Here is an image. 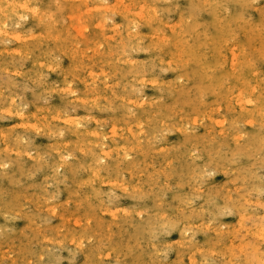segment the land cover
Instances as JSON below:
<instances>
[{
    "label": "rangeland",
    "instance_id": "rangeland-1",
    "mask_svg": "<svg viewBox=\"0 0 264 264\" xmlns=\"http://www.w3.org/2000/svg\"><path fill=\"white\" fill-rule=\"evenodd\" d=\"M2 1L0 264H264V0Z\"/></svg>",
    "mask_w": 264,
    "mask_h": 264
},
{
    "label": "bare ground",
    "instance_id": "bare-ground-1",
    "mask_svg": "<svg viewBox=\"0 0 264 264\" xmlns=\"http://www.w3.org/2000/svg\"><path fill=\"white\" fill-rule=\"evenodd\" d=\"M0 1H1V0H0ZM3 1H4V0H3ZM3 1H2V2H3ZM8 1H9V0H8ZM10 1H12V0H10ZM21 1H22V0H21ZM23 1H24V0H23ZM28 1H29V0H28ZM28 1L26 2V0H25L26 3H28ZM30 1H31V0H30ZM32 1H33V0H32ZM36 1H37V0H36ZM39 1H40V0H39ZM50 1H51V0H50ZM64 1H65V0H64ZM64 1H63V2H64ZM90 1H91V0H90ZM102 1H103V0H102ZM114 1H115V0H114ZM131 1H132V0H131ZM137 1H138V0H137ZM137 1H135V2H137ZM140 1H141V0H140ZM146 1H147V0H146ZM168 1H169V0H168ZM191 1H193V0H191ZM200 1H201V0H200ZM224 1H226V0H224ZM234 1H236V0H234ZM6 2H7V1H6ZM13 2L15 3L16 1L13 0ZM34 2H35V1H34ZM43 2H44V1H43ZM46 2H47V1H46ZM57 2H58V0H57ZM61 2H62V1H61ZM66 2H67V0H66ZM72 2H73V0H72ZM74 2H75V1H74ZM74 2H73V3H74ZM80 2H81V0H80ZM80 2H77V3H80ZM93 2H94V0H93ZM100 2H101V1H100ZM104 2H105V0H104ZM127 2H128V1H127ZM141 2H142V1H141ZM154 2H155V1H154ZM201 2H203V1H201ZM238 2H239V1H238ZM240 2H241V1H240ZM252 2H253V1H252ZM254 2H255V0H254ZM11 3H12V2H11ZM20 3H21V2H20ZM23 3H24V2H23ZM40 3H41V2H40ZM77 3H75V4H77ZM85 3H86V2H85ZM85 3H83V4H85ZM97 3H99V2H97ZM102 3H103V2H102ZM123 3H124V2H123ZM231 3H232V2H231ZM234 3H235V2H234ZM243 3H244V2H243ZM247 3H248V2H247ZM4 4H5V3H4ZM12 4H13V3H12ZM15 4H16V3H15ZM33 4H34V3H33ZM33 4H26V6L30 5V7L33 8V6L35 5V4H34V5H33ZM48 4H52V3H47V5H48ZM75 4H74V5H75ZM80 4H81V3H80ZM83 4H82V5H83ZM87 4H88V2H87ZM127 4H128V3H127ZM143 4H144V3H143ZM192 4H193V3H192ZM192 4H191V5H192ZM203 4H204V3H203ZM227 4H228V3H227ZM239 4H240V3H239ZM18 5H19V4H18ZM18 5H17V6H18ZM20 5H21V7H22V4H20ZM31 5H32V6H31ZM36 5H37V3H36ZM39 5H40V4H39ZM58 5H59V4H58ZM60 5L62 6V4H60ZM60 5H59V6H60ZM71 5H72V3H71ZM82 5H81V7H82ZM101 5H102V4H101ZM105 5H107V4H105ZM105 5H104V6H105ZM133 5H134V4H133ZM133 5H132V6H133ZM138 5H139V4H138ZM141 5H142V4H141ZM141 5H139V6H141ZM148 5H149V4H148ZM150 5H151V4H150ZM173 5H174V4H173ZM175 5H176V4H175ZM177 5H178V4H177ZM201 5H202V4H201ZM204 5H205V4H204ZM237 5H238V4H237ZM240 5H241V4H240ZM242 5H243V4H242ZM242 5H241L240 7H242ZM245 5H246V4H245ZM250 5L252 6V4H250ZM3 6H4V5H3ZM8 6H9V5H8ZM15 6H16V5H15ZM15 6H14V7H15ZM17 6L15 7L16 9H17ZM26 6H23L24 9H26V8H25ZM50 6H51V5H50ZM52 6H53V5H52ZM52 6H51V7H52ZM55 6H56V5H55ZM92 6H93V5H92ZM92 6H91V7H92ZM109 6H110V5H109ZM127 6H128V5H127ZM197 6H198V5H197ZM225 6L227 7L226 4H225ZM228 6H229V5H228ZM246 6L249 7L248 5H246ZM246 6H245V7H246ZM6 7H7V6H6ZM11 7H12V6H11ZM14 7H13V8H14ZM30 7H29V8H30ZM36 7L38 8V6H36ZM36 7H34V9H37ZM39 7H40V6H39ZM43 7H44V6H43ZM57 7H58V6H57ZM57 7H56V8H57ZM65 7H67V5H65ZM78 7H79V6H78ZM81 7H80V8H81ZM85 7H86V6H85ZM121 7H122V5H121ZM142 7H144V5H142ZM161 7H162V6H161ZM164 7H165V6H164ZM166 7H167V6H166ZM192 7H193V6H192ZM192 7L189 8V9H190V12H191V9H193ZM202 7H203V5H202ZM202 7H201V9H202ZM204 7H205V6H204ZM213 7H214V6H213ZM253 7H254V6H253ZM4 8H5V7H4ZM7 8H8V7H7ZM9 8H10V7H9ZM27 8H28V7H27ZM40 8H41V7H40ZM53 8H54V7H53ZM72 8H73V7H72ZM82 8H83V7H82ZM87 8H88V5H87ZM125 8H126V7H125ZM136 8H137V7H136ZM145 8H146V7H145ZM208 8H209V7H208ZM217 8H218V7H217ZM249 8H250V7H249ZM16 9H15V10H16ZM30 9H31V8H30ZM41 9H42V8H41ZM67 9H68V8H67ZM73 9L76 10V8H73ZM98 9H101V7L98 8ZM98 9H97L96 11H98ZM117 9H118V8H117ZM127 9H128V8H127ZM132 9H133V8H132ZM146 9H147V8H146ZM169 9H170V6H169ZM198 9H199V8H198ZM231 9H232V8H231ZM243 9H245V8H243ZM254 9H255V8H254ZM1 10H2V9H1ZM7 10H8V9H7ZM11 10H12V9H11ZM38 10H39V9H38ZM38 10H37V11H38ZM64 10H65V8H64ZM69 10H70V8H69ZM77 10H78V9H77ZM118 10H120V9H118ZM129 10H130V9H129ZM151 10H152V9H151ZM154 10H155V8H154ZM175 10H176V9H175ZM193 10H194V9H193ZM206 10H207V9H206ZM208 10H209V9H208ZM216 10H217V9H216ZM218 10H219V9H218ZM257 10H258V9H257ZM37 11H36V12H37ZM40 11H41V10H39V12H40ZM49 11H50V10H49ZM80 11H82V10H80ZM103 11H105V10H103ZM115 11H116V9H115ZM123 11H124V10H123ZM145 11H146V10H145ZM172 11H173V10H172ZM185 11H188V10H185ZM197 11H198V10H197ZM228 11H229V9H228ZM13 12H14V11H13ZM28 12H30V11L28 10ZM36 12H35V13H36ZM45 12H46V11H45ZM45 12H43V13L45 14ZM70 12H71V11H70ZM82 12H83V11H82ZM92 12H93V11H92ZM98 12H99V11H98ZM129 12H130V11H129ZM131 12H133V11H131ZM146 12H147V11H146ZM175 12H176V11H175ZM203 12L205 13V11H203ZM230 12H231V11H230ZM239 12L241 13L242 10L239 11ZM1 13H2V12H1ZM18 13H20V12H18ZM25 13H26V12H25ZM37 13H38V12H37ZM37 13H36V14H37ZM43 13H40V15H42ZM47 13H48V12H47ZM47 13H46V14H47ZM49 13H50V12H49ZM59 13L61 14L60 11H59ZM65 13H67V12H65ZM74 13H75V11H74ZM74 13H73V14H74ZM83 13H84V12H83ZM99 13H100V12H99ZM122 13H123V12H122ZM140 13H142V15H144L143 12H140ZM152 13H153V12H152ZM181 13H182V12H181ZM194 13H195V12H194ZM211 13H213V12H211ZM217 13H218V12H217ZM3 14L5 15L4 12H3ZM23 14H24V13H23ZM50 14H51V13H50ZM60 14H59V15H60ZM62 14H63V13H62ZM67 14H68V13H67ZM78 14H79V13H78ZM93 14H94V13H93ZM96 14H97V12H96ZM154 14H156V12H155ZM158 14H159V13H158ZM182 14H183V13H182ZM188 14H189V13H188ZM196 14H197V13H196ZM200 14H201V13H200ZM209 14H210V13H209ZM231 14H233V13H231ZM263 14H264V13H263ZM16 15H17V14H16ZM26 15H27V14H26ZM26 15H24V16H26ZM32 15H33V14H32ZM47 15H48V14H47ZM54 15H55V14H54ZM63 15H65V14H63ZM82 15H85V13L82 14ZM135 15H136V14H135ZM135 15H134V16H135ZM137 15H138V17H139V13H138ZM146 15H147V14H146ZM149 15H150V14H149ZM149 15H148V16H149ZM163 15H164V14H163ZM185 15H186V14H185ZM201 15H203V14H201ZM211 15H212V14H211ZM18 16H19V15H18ZM20 16H21V15H20ZM22 16H23V15H22ZM24 16H23V17H24ZM36 16H37V15H36ZM36 16H35V17H36ZM42 16H46V15H42ZM99 16H100V15H99ZM129 16H130V15H129ZM160 16H162V14H161ZM181 16H182V15H181ZM186 16H187V15H186ZM197 16H198V15H197ZM218 16H219V15H218ZM4 17H5V16H4ZM27 17H28V16H27ZM31 17H32V16H31ZM35 17H34V18H35ZM38 17H39V16H38ZM49 17H50V16H49ZM49 17H48V18H49ZM70 17H71V16H70ZM72 17H73V16H72ZM85 17H86V15H85ZM122 17H123V15H122ZM124 17H126V16H124ZM132 17H133V16H132ZM143 17H144V16H143ZM145 17H146V16H145ZM149 17H150V16H149ZM219 17H220V16H219ZM227 17H228V16H227ZM0 18H1V17H0ZM25 18H26V17H25ZM32 18H33V17H32ZM41 18H42V17H41ZM50 18H52V17H50ZM96 18H97V16H96ZM169 18H170V17H169ZM178 18H179V17H178ZM197 18H198V17H197ZM201 18H202V17H201ZM201 18H199V19H201ZM249 18H250V17H249ZM13 19H14V18H13ZM13 19H12V20H13ZM16 19H17V18H16ZM20 19H21V18H20ZM38 19H40V18H38ZM71 19H72V18H71ZM84 19H85V18H84ZM210 19H211V18H210ZM229 19H230V18H229ZM232 19H233V18H231V20H232ZM250 19H251V18H250ZM260 19H261V18H260ZM0 20H1V19H0ZM18 20H19V19H18ZM21 20H22V19H21ZM45 20H46V18H45ZM69 20H70V19H69ZM87 20H88V19H87ZM89 20H90V18H89ZM100 20L102 21L103 19H101V17H100ZM121 20H122V19H121ZM127 20H128V19H127ZM148 20H149V19H148ZM153 20H154V19H153ZM167 20H168V19H167ZM177 20H178V19H177ZM179 20H180V19H179ZM179 20H178V21H179ZM255 20H256V19H255ZM263 20H264V19H263ZM9 21H10V20H9ZM47 21H48V20H47ZM72 21H73V20H72ZM72 21H71V22H72ZM75 21H77V19H76ZM75 21H73L72 23H74ZM101 21H100V23H101ZM129 21H131V20H129ZM133 21H134V20H133ZM135 21H137V20H135ZM190 21H191V20H190ZM203 21H204V20H203ZM229 21H230V20H229ZM233 21H234V20H233ZM248 21L250 22V20H248ZM35 22H36V21H35ZM88 22H89V21H88ZM98 22H99V21H97V23H98ZM102 22H103V21H102ZM163 22H164V21H163ZM235 22H236V21H235ZM262 22L264 23V21H262ZM14 23H15V22H14ZM75 23H76V22H75ZM75 23H74V24H75ZM82 23H83V22H82V20H81V24H82ZM84 23H85V20H84ZM126 23H128V22H126ZM131 23H132V22H131ZM205 23H207V22H205ZM209 23H210V22H209ZM209 23H208V24H209ZM231 23H232V21H231ZM251 23H252V22H251ZM256 23H257V22H256ZM2 24H3V23H2ZM9 24H10V23H9ZM9 24H8V25L5 24V25L8 27V26H10ZM41 24H42V23H41ZM41 24H40V25H41ZM51 24H52V23H51ZM70 24H71V23H70ZM86 24H87V23H86ZM95 24H96V23H95ZM103 24H104V23H103ZM121 24L123 25V23H121ZM129 24H130V23H129ZM157 24H158V23H157ZM182 24H183V22H182ZM182 24H181V25H182ZM234 24H235V23H234ZM241 24H242V23H241ZM241 24H239V25H241ZM257 24H258V23H257ZM261 24H262V23H261ZM3 25H4V24H3ZM3 25H2V26H3ZM5 25H4V26H5ZM18 25H19V24H18ZM104 25H105V24H104ZM146 25H147V24H146ZM165 25H166V24H165ZM179 25H180V24H179ZM217 25H218V24H217ZM252 25H253V24H252ZM252 25H251V27H252ZM12 26H13V24H12ZM12 26H10V27H12ZM37 26H38V25H37ZM52 26H53V25H52ZM56 26H57V25H56ZM68 26H69V24H68ZM87 26H88V25H87ZM93 26H94V25H93ZM133 26H135V25H134V22H133ZM149 26H150V25H149ZM170 26H171V25H170ZM177 26H178V25H177ZM183 26H184V25H183ZM215 26H216V25H215ZM215 26H214V27H215ZM233 26H234V25H233ZM237 26H238V25H237ZM260 26H261V25H260ZM0 27H1V26H0ZM50 27H51V26H50ZM53 27H54V26H53ZM70 27H71V26H70ZM70 27H69V28H70ZM123 27H124V26H123ZM135 27H136V26H135ZM210 27H211V26H210ZM214 27H213V28H214ZM244 27H245V28H248V27H246L245 25H244ZM5 28H6V27H5ZM15 28H16V26H15L13 29H12V28H11V29L14 30ZM38 28H39V26H38ZM82 28H84V26H83ZM90 28H91V27H90ZM101 28H103L102 25H101ZM119 28H120V27H119ZM126 28H127V27H125V30H126ZM133 28H134V27H133ZM200 28H201V27H200ZM211 28H212V27H211ZM0 29L2 30V28H0ZM121 29H122V28H121ZM121 29H120V30H121ZM149 29H152V28H149ZM173 29H174V28H173ZM241 29H242V28H241ZM12 30H11V31H12ZM93 30H94V29H93ZM97 30H98V29H97ZM106 30H107V29H106ZM106 30H105V33H106ZM120 30H119V31H120ZM125 30H124V32H125ZM127 30H129V32H130V29H127ZM127 30H126V31H127ZM132 30H133V29H132ZM152 30H153V29H152ZM167 30H168V29H167ZM234 30H235V29H234ZM238 30H239V29H238ZM261 30H262V28H261ZM4 31H5V30H4ZM41 31H42V30H41ZM51 31H52V30H51ZM89 31H90V30H89ZM91 31H92V30H91ZM117 31H118V29H117ZM172 31H173V30H172ZM175 31H176V30H175ZM209 31H210V30H209ZM214 31L216 32V30H214ZM241 31H242V30H241ZM249 31H250V30H249ZM5 32H6V31H5ZM37 32H39V30H37ZM43 32H44V30H43ZM85 32H86V31H85ZM115 32H116V31H115ZM168 32H169V31H168ZM170 32H171V31H170ZM201 32H202V30H201ZM260 32H261V31H260ZM9 33H11V32H9ZM39 33H40V32H39ZM45 33H47V32H45ZM120 33H121V32H119V34H120ZM126 33H128V32H126ZM126 33H125V35H126ZM130 33H131V32H130ZM149 33H150V32H149ZM210 33H211V32H210ZM247 33H249V32H247ZM47 34H48V33H47ZM86 34H87V33H86ZM88 34H89V33H88ZM135 34H136V32H135ZM158 34H159V33H158ZM192 34H193V33H192ZM219 34H220V33H219ZM239 34H240V33H239ZM249 34H250V33H249ZM39 35H40V34H39ZM41 35H42V34H41ZM41 35H40V36H41ZM54 35H56V34H54ZM97 35H98V33L96 34V38L99 37V36H97ZM100 35H101V34H100ZM103 35H104V32H103ZM114 35H115V33H114ZM114 35H113V36H114ZM117 35H118V34H117ZM170 35H171V34H170ZM172 35H173V32H172ZM199 35H200V34H199ZM212 35H213V34H212ZM256 35H257V34H256ZM62 36H63V35H62ZM66 36H67V34H66ZM66 36H65V38H67ZM86 36H87V35H86ZM94 36H95V32H94ZM105 36H106V34H105ZM109 36H110V35H109ZM118 36L120 37V35H118ZM185 36H186V35H185ZM192 36H193V35H192ZM194 36H195V35H194ZM228 36H230V35H228ZM245 36H248V35H245ZM261 36H262V35H261ZM35 37H38V36H35ZM49 37H50V35L48 36V38H49ZM52 37H53V36H52ZM127 37H128V36H127ZM137 37H138V36H137ZM162 37H163V36H162ZM178 37H180V36H178ZM224 37H225V36H224ZM32 38H33V37H32ZM60 38H62V37L60 36ZM73 38H76V37H73ZM88 38H89V37H88ZM102 38H104V37L102 36ZM102 38H101V39H102ZM107 38H108V37H107ZM110 38H111V36H110ZM171 38H172V37H171ZM175 38H176V37H175ZM237 38H238V37H237ZM247 38H248V37H247ZM250 38H251V37H250ZM263 38H264V37H263ZM263 38H262V39H263ZM91 39H92V38H91ZM113 39H114V38H113ZM121 39H122V38H121ZM125 39H126V38H124V41H125ZM130 39H131V38H130ZM134 39H135V38H134ZM134 39H133V40H134ZM137 39H138V38H137ZM153 39H154V38H153ZM167 39H168V38H167ZM172 39H173V38H172ZM172 39H171V40H172ZM176 39H177V38H176ZM176 39H175V40H176ZM216 39H217V38H216ZM233 39H234V38H233ZM235 39H236V38H235ZM235 39H234V40H235ZM238 39H239V38H238ZM254 39H255V38H254ZM74 40L76 41V39H74ZM111 40H112V39H111ZM111 40H110V41H111ZM115 40H116V38H115ZM119 40H120V39H119ZM203 40H204V39H203ZM234 40H233V41H234ZM251 40H252V39H251ZM251 40H250V42H251ZM256 40H257V38H256ZM98 41H99V40H98ZM103 41H104V40H102V42H103ZM108 41H109V39H108ZM110 41H109V42H110ZM116 41H117V40H116ZM122 41H123V40H122ZM127 41H128V40H127ZM131 41H132V40H131ZM188 41H189V40H188ZM207 41H208V39H207ZM236 41H237V40H236ZM236 41H235V42H236ZM242 41H243V40H242ZM259 41H260V40H259ZM68 42H69V40H68ZM83 42H84V41H83ZM89 42H90V41H89ZM92 42H93V41H92ZM102 42H101V44H102ZM114 42H115V41H114ZM117 42H118V41H117ZM125 42H126V41H125ZM133 42H134V41H133ZM133 42H132V43H133ZM149 42H150V41H149ZM204 42H205V41H204ZM235 42H234V43H235ZM237 42H239V41H237ZM243 42H244V41H243ZM255 42H256V41H255ZM57 43H58V42H57ZM57 43H56V44H57ZM85 43H86V42H85ZM110 43H111V42H110ZM206 43H207V42H206ZM252 43H253V42H252ZM252 43H251V44H252ZM96 44H97V42H96ZM104 44H107V43L104 42ZM127 44H128V42H127ZM129 44H130V42H129ZM133 44H134V43H133ZM208 44H209V43H208ZM228 44H229V43H228ZM228 44H227V45H228ZM232 44H233V43H232ZM232 44H231V45H232ZM242 44H243V43H242ZM259 44H260V43H259ZM262 44H263V43L261 42V45H262ZM130 45H131V44H130ZM151 45H153V44H151ZM151 45H150V46H151ZM244 45H245V44H244ZM246 45H247V44H246ZM256 45H257V44H256ZM261 45H260V46H261ZM85 46H86V45H85ZM87 46H88V45H87ZM105 46H106V45H105ZM116 46H117V45H116ZM123 46H124V45H123ZM135 46H136V43H135ZM193 46H194V45H193ZM223 46H225V45H223ZM228 46H229V45H228ZM251 46H252V45H251ZM263 46H264V45H263ZM263 46H262V47H263ZM118 47H119V46H118ZM124 47H125V46H124ZM132 47H133V46H132ZM169 47H171V46H169ZM185 47H186V46H185ZM248 47H249V46H248ZM253 47H255V46L253 45ZM106 48H107V46H106ZM119 48H120V47H119ZM251 48H252V47H251ZM259 48H260V47H259ZM108 49H109V48H108ZM121 49H122V48H121ZM123 49H124V48H123ZM127 49H128V48H127ZM210 49H211V48H210ZM261 49H262V48H261ZM125 50H126V49H125ZM160 50H162V49H160ZM178 50H179V49H178ZM178 50H177V51H178ZM194 50L196 51V49H194ZM200 50H201V49H200ZM202 50H203V49H202ZM228 50H230V49H228ZM253 50L255 51L254 48H253ZM256 50H257V48H256ZM263 50H264V49H263ZM117 51H118V49H117ZM127 51H128V50H127ZM163 51H165V50H163ZM167 51H168V50H167ZM174 51H175V49H174ZM220 51H221V50H220ZM233 51H234V49H233ZM250 51H251V49H250ZM250 51H249V53H250V54H253V53H251ZM120 52H121V51H120ZM221 52H223V51H221ZM230 52H232V51H230ZM252 52H253V51H252ZM260 52H261V51H260ZM123 53H124V52H123ZM208 53H209V52H208ZM237 53H238V52H237ZM237 53H236V54H237ZM257 53H258V52H257ZM74 54H75V53H74ZM112 54H113V53H112ZM124 54H125V53H124ZM250 54H249V55H250ZM255 54H256V53H255ZM163 55H164V54H163ZM178 55H179V54H178ZM231 55H232V54H231ZM233 55H234V53H233ZM257 55H258V54H257ZM260 55H261V54H260ZM101 56H102V54H101ZM168 56H169V55H168ZM176 56H177V55H176ZM176 56H175V57H176ZM186 56H187V55H186ZM254 56H255V55H254ZM258 56H259V55H258ZM258 56H257V57H258ZM263 56H264V53H263ZM165 57H166V56H165ZM235 57H236V55H235ZM235 57H234V58H235ZM251 57H252V56H251ZM260 57H261V56H260ZM101 58H102V57H101ZM215 58H216V57H215ZM229 58H230V55H229ZM236 58H237V57H236ZM249 58H250V57H249ZM249 58H248V59H249ZM262 58H263V57H262ZM262 58H261L260 62L263 61ZM107 59H108V57H107ZM165 59H166V58H165ZM170 59H171V58H170ZM175 59H177V58H175ZM175 59H174V60H175ZM201 59H202V58H201ZM251 59H252V58H251ZM251 59H249V60H251ZM100 60H101V59H100ZM171 60H172V59H171ZM197 60H198V59H197ZM202 60H203V59H202ZM210 60H211V59H210ZM229 60L231 61V58H230ZM233 60H234V59H233ZM253 60H254V59H253ZM253 60H252V61H253ZM168 61L170 62V60H168ZM178 61H179V60H178ZM199 61H200V60H199ZM219 61H220V60H219ZM235 61H236V59H235ZM252 61H251V62H252ZM254 61H255V60H254ZM254 61H253V62H254ZM101 62H103V61H101ZM159 62H160V61H159ZM162 62H163V61H162ZM166 62H167V61H166ZM166 62H165V63H166ZM169 62H167V63H169ZM175 62H176V61H175ZM193 62H194V61H193ZM195 62H196V60H195ZM226 62H227V61H226ZM160 63H161V62H160ZM172 63H173V60H172ZM188 63H189V62H188ZM188 63H187V64H188ZM229 63H231V62H229ZM234 63H235V62H234ZM158 64H159V63H158ZM161 64H162V63H161ZM170 64H171V62H170ZM173 64H175V63H173ZM200 64H201V63H200ZM231 64H232V63H231ZM165 65H166V64H164V66H165ZM185 65H186V64H185ZM226 65H227V64H226ZM233 65H234V64H233ZM257 65H258V64H257ZM126 66H127V65H126ZM195 66H196V65H195ZM198 66H199V65H198ZM146 67H147V66H146ZM173 67H174V66H173ZM184 67H185V66H184ZM188 67H189V66H188ZM230 67H231V66H230ZM243 67H244V66H243ZM180 68H181V66H180ZM180 68H179V69H180ZM196 68H199V67H196ZM232 68H233V67H232ZM253 68H254V67H253ZM127 69H128V67H127ZM143 69H145V68H143ZM143 69H142V70H143ZM182 69H183V68H182ZM258 69H259V68H258ZM136 70H137V69H136ZM160 70L162 71L163 69L160 68ZM176 70H178V69H176ZM176 70H175V71H176ZM192 70H193V69H192ZM122 71H123V69H122ZM132 71H133V70H132ZM145 71H146V70H145ZM197 71H198V70H196V72H197ZM136 72H137V71H135V73H136ZM146 72H147V71H146ZM148 72H149V71H148ZM148 72H147V73H148ZM188 72H189V71H188ZM191 72H192V71H191ZM196 72H195V73H196ZM233 72H234V71H233ZM257 72H258V71H257ZM257 72H256V73H257ZM116 73H117V72H116ZM139 73H140V71H139ZM173 73H174V72H173ZM193 73H194V71H193ZM193 73H192V78H193ZM237 73H239L238 76H242L241 79H240V80L242 81L241 84H245L246 82L249 81V77H251V76H253V75L256 74L255 71H253L252 67H251V68H248V69H246V70H245V68H243L242 70H240V71L237 72ZM259 73H261V72H259ZM127 74H128V73H127ZM142 74H143V73H142ZM144 74H145V73H144ZM178 74H179V73H178ZM196 74H197V73H196ZM234 74H235V73H234ZM116 75H117V74H116ZM118 75H120V73H119ZM198 75H199V73H198ZM137 76H138V75H137ZM139 76H140V75H139ZM203 76H204V75H203ZM259 76H260V75H259ZM116 77H117V76H116ZM133 77H134V76H133ZM179 77H180V76H179ZM204 77H206V76H204ZM204 77H203V78H204ZM232 77H233V76H232ZM126 78H127V76H126ZM190 78H191V77H190ZM192 78H191V79H192ZM197 78H199V77H197ZM239 78H240V77H239ZM119 79H120V78H119ZM133 79H137V77H136V78H132V80H133ZM140 79H141V78H140ZM178 79H179V78H178ZM186 79H187V78H186ZM200 79H201V78H200ZM229 79H230V78H229ZM122 80H123V78H122ZM124 80H125V79H124ZM127 80H128V79H127ZM132 80H131V81H132ZM137 80H138V79H137ZM203 80H204V79H203ZM230 80H232V79H230ZM128 81H129V80H128ZM135 81H136V80H134V82H135ZM189 81H192V80H189ZM250 81H251V80H250ZM250 81H249V82H250ZM7 82H8V81H7ZM121 82H122V84H123V81H121ZM175 82H176V81H175ZM175 82H174V83H175ZM201 82H202V81H201ZM206 82H207V81H206ZM206 82H205V83H206ZM263 82H264V78H263ZM199 83H200V82H199ZM233 83H234V82H233ZM119 84H121V83H119ZM176 84H177V83H176ZM223 84H224V82H223ZM223 84H222V85H223ZM228 84H229V83H228ZM236 84H237V83H236ZM191 85H192V84H191ZM198 85H199V84L197 83V86H198ZM254 85H255V84H254ZM118 86H119V85H118ZM184 86H186V85H184ZM223 86H224V85H223ZM252 86H253V85H252ZM119 87H120V86H119ZM189 87H190V86H189ZM126 88H127V87H126ZM219 88H220V87H219ZM239 88H240V87H239ZM239 88H238V89H239ZM243 88H244V87H243ZM183 89H184V88H183ZM194 89H195V88H194ZM215 89H216V88H215ZM223 89H224V88H223ZM253 89H254V86H253ZM253 89H252V90H253ZM256 89H257V88H256ZM135 90H136V89H135ZM180 90H181V89H180ZM190 90H192V89H190ZM209 90H211V89H209ZM220 90H222V88H220ZM220 90H219V91H220ZM233 90H234V89H233ZM246 90L248 91V93L252 94L251 90H249V89H246ZM254 90H255V89H254ZM258 90H259V89H258ZM202 91H203V90H202ZM239 91H240V90H239ZM124 92H125V91H124ZM188 92H190V91H188ZM216 92H217V91H216ZM216 92H215V93H216ZM221 92H222V91H221ZM223 92H224V91H223ZM223 92H222V93H223ZM234 92H235V91H234ZM237 92H238V91H237ZM237 92H236V94H237ZM179 93H181V91H179ZM190 93H191V92H190ZM207 93H208V91H207ZM224 93H225V92H224ZM229 93H230V92H229ZM245 93H246V92H245ZM256 93H257V92H256ZM123 94H124V93H123ZM132 94H133V93H132ZM140 94H141V93H140ZM172 94H173V92H172ZM183 94H184V93H183ZM192 94H193V93H192ZM232 94H233V93H232ZM250 94H249V95H250ZM118 95H119V94H118ZM121 95H122V94H121ZM126 95H127V94H126ZM133 95H134V94H133ZM184 95H185V94H184ZM208 95H209V94H208ZM211 95H212V94H211ZM221 95H222V94H221ZM239 95L241 96L240 93H239ZM242 95H243V94H242ZM244 95H246V94H244ZM123 96H125V95H123ZM123 96H122V97H123ZM127 96H129V95H127ZM138 96H139V95H138ZM192 96H193V95H192ZM212 96L215 97L214 94H213ZM218 96H220V94H219ZM222 96H223V95H222ZM237 96H238V95H237ZM122 97L120 96V98H122ZM130 97H131V95H130ZM130 97H128L127 99H129ZM136 97H137V96H136ZM197 97H198V96H197ZM238 97H239V96H238ZM244 97H245V96H244ZM199 98H200V97H199ZM210 98H211V97H210ZM221 98H222V97H221ZM230 98H231V97H230ZM235 98H237V97H235ZM242 98H243V97H242ZM249 98H250V97H249ZM130 99H131V98H130ZM132 99H133V98H132ZM135 99H136V98H135ZM185 99H186V97H185ZM193 99H194V98H193ZM247 99H248V98H247ZM247 99H246V100H247ZM123 100H124V99H123ZM136 100H137V99H136ZM216 100H217V98H216ZM223 100H225V98H224ZM232 100H233V99H232ZM244 100H245V99H244ZM253 100H254L255 105L257 106V108H261V107L264 108V98H263L262 96H260V97H259V96H256V97L253 98ZM10 101H11V100H10ZM181 101H184V100H181ZM193 101H195V99H194ZM198 101H199V100H198ZM217 101H218V100H217ZM226 101H227V99H226ZM239 101H240V99H239ZM120 102H121V101H120ZM125 102H126V100H125ZM131 102H132V101H131ZM131 102H129V103H131ZM135 102H136V101H135ZM177 102H178V100H177ZM195 102H196V101H195ZM237 102H238V101H237ZM241 102H242V101H241ZM252 102H253V101H252ZM129 103H128V104H129ZM190 103H192V102H190ZM193 103H194V102H193ZM230 103H232V102H230ZM239 103H240V102H239ZM244 103H245V101H244ZM115 104H116V103H114V105H115ZM123 104H124V103H123ZM136 104H137V103H136ZM139 104H140V103H139ZM213 104H214V103H213ZM236 104L238 105V103H236ZM245 104H246V103H245ZM251 104H252V103H251ZM120 105H122V104H120ZM124 105H125V104H124ZM131 105H133V104H131ZM142 105H143V104H142ZM186 105H187V104H186ZM192 105H193V104H192ZM194 105H195V103H194ZM198 105H202V104H199V102H198ZM239 105H240V104H239ZM246 105H247V104H246ZM126 106H127V105H126ZM126 106H125V109H126ZM128 106H129V105H128ZM140 106H141V105H140ZM140 106H138V108H139ZM168 106H169V105H168ZM170 106H172V105H170ZM170 106H169V107H170ZM184 106H185V105H184ZM188 106L190 107V104H189ZM231 106H232V105H231ZM192 107H193V106H192ZM198 107H199V106H198ZM198 107H197V108H198ZM233 107H234V106H233ZM252 107H253V106H252ZM225 108H227V106H225ZM229 108H230V106H229ZM229 108H228V109H229ZM118 109H120V108H118ZM118 109H117V110H118ZM130 109H131V108H130ZM130 109H129V110H130ZM188 109H189V108H188ZM202 109H203V108H202ZM231 109H232V108H231ZM235 109H236V108H235ZM242 109H243V108H242ZM246 109H248V108L246 107ZM144 110H145V109H144ZM199 110H201V109H199ZM236 110H237V109H236ZM239 110H240V109H239ZM260 110L262 111V109H260ZM192 111H194L193 108H192ZM240 111H241V110H240ZM243 111H244V110H243ZM253 111H254V109H253ZM256 111H257V110H256ZM261 111H259V112H261ZM144 112H145V111H144ZM144 112H143V114H144ZM209 112H210V111H209ZM231 112H232V110H231ZM126 113H127V112H126ZM191 113H193V112H191ZM203 113H204V112H203ZM205 113H206V110H205ZM236 113H237V112H236ZM249 113H250V111H249ZM122 114H123V112H122ZM197 114H198V113H197ZM250 114H251V113H250ZM253 114H254V113H253ZM253 114H251V115H253ZM257 114H259V113H257ZM262 114H263V113H262ZM234 115H235V114H234ZM242 115H243V114H242ZM244 115H245V114H244ZM263 115H264V114H263ZM263 115H262V116H263ZM240 116H241V115H240ZM247 116H248V114H247ZM255 116H256V115H255ZM128 117H129V116H128ZM130 117H131V115H130ZM213 117H214V116H213ZM253 117H254V116H253ZM257 118H258V117H257ZM261 118H262V117H261ZM125 119H126V118H125ZM211 119H213V118H211ZM211 119L209 118V121H210ZM255 119H256V118H255ZM263 119H264V118H263ZM244 120H245V119H244ZM244 120H243V121H244ZM209 121L207 122V124H208V123L211 124ZM244 122H245V121H244ZM246 122H247V121H246ZM256 122H257V121H256ZM256 122H255V123H256ZM260 122H261V121H260ZM183 123H184V122H183ZM258 123H259V122H258ZM261 123H262V122H261ZM134 124L136 125L135 122H134ZM192 124H193V123H192ZM253 124H254V123H252V125H253ZM263 124H264V120H263ZM263 124H262V125H263ZM132 125H133V124H132ZM183 125H184V124H183ZM183 125H182V126H183ZM259 125H260V124H259ZM207 126H208V125H207ZM149 127H150V126H149ZM179 127H180V126H179ZM179 127H178V128H179ZM204 127H205V126H204ZM224 127H225V125H224ZM114 128H115V127H114ZM142 128H143V127H142ZM181 128H182V127H181ZM222 128H223V127H222ZM140 129H141V128H140ZM143 129H144V128H143ZM151 129H152V127H151ZM187 129H189V126H188ZM204 129H205V128H204ZM211 129H212V128H211ZM214 129H215V128H214ZM131 130H132V129H131ZM141 130H142V129H141ZM145 130H147L146 127H145ZM148 130H149V129H148ZM205 130H206V129H205ZM150 131H151V130H150ZM185 131H187V130H185ZM190 131H191V130H190ZM192 131H193V130H192ZM211 131H213V130H211ZM216 131H217V130H216ZM144 132H145V131H144ZM144 132H143V133H144ZM155 132H156V131H155ZM218 132H219V131H218ZM145 133H148V131L145 132ZM145 133H144V134H145ZM190 133H191V132H190ZM215 133H216V132H215ZM242 133H243V132H242ZM130 134H131V133H130ZM140 134H141V133H140ZM210 134H212V133H210ZM210 134H209V136H210ZM213 134H214V133H213ZM218 134H219V133H218ZM221 134H223V132H222ZM155 135H156V134H155ZM193 135H194V134H193ZM246 135H247V134H246ZM146 136H148V135H146ZM146 136H145V137H146ZM187 136H188V135H186V137H187ZM77 137H78V136H77ZM182 137H183V136H182ZM195 137H196V136H195ZM211 137H212V136H211ZM211 137H210V139H211ZM143 138H144V137H143ZM143 138H142V139H143ZM250 138H252V137H250ZM263 138H264V137H263ZM263 138H261V139H263ZM142 139H141V140H142ZM191 139H192V138H191ZM191 139H190V140H191ZM193 139H194V138H193ZM193 139H192V140H193ZM206 139H207V138H206ZM237 139H239V138H237ZM134 140H135V139H134ZM144 140L146 141V138H145ZM192 140H191V141H192ZM202 140H203V139H202ZM213 140H214V139H213ZM263 140H264V139H263ZM263 140H262V141H263ZM113 141H114V140H113ZM191 141H190V142H191ZM194 141H195V140H194ZM203 141H204V140H203ZM226 141H227V140H226ZM226 141H225V142H226ZM233 141L236 142V141H235V138H233ZM233 141H232V143H233ZM114 142H115V141H114ZM119 142H120V141H119ZM140 142H141V141H140ZM146 142H147V141H146ZM263 142H264V141H263ZM115 143H116V142H115ZM115 143H114V144H115ZM144 143H145V142H144ZM226 143H228V141H227ZM238 143H239V142H238ZM246 143H247V142H246ZM253 143H254V142H253ZM132 144H134V143H132ZM137 144H138V143H137V141H136V145H137ZM140 144H141V143H140ZM149 144H150V143H149ZM206 144H207V143H206ZM117 145H118V144H117ZM117 145H116V146H117ZM121 145H122V144H120V145H118V146H121ZM136 145H135V146H136ZM203 145H204V144H203ZM232 145H233V144H232ZM237 145H238V144H237ZM241 145H244V144H241ZM241 145H240V146H241ZM250 145H252V144H250ZM262 145H263V144H262ZM262 145H261V147H262ZM247 146H249V145H247ZM256 146H257V145H256ZM131 147H133V146H131ZM141 147H142V146H141ZM261 147L259 148V151L261 150ZM139 148H140V147H139ZM145 148H146V147H145ZM244 148H245V147L243 146V149H244ZM241 149H242V148H241ZM241 149H240V150H241ZM144 150H146V149H141V151H144ZM245 150H247V147L245 148ZM252 150H253V149H252ZM125 151H126V149H125ZM262 151H263V150H262ZM205 152H206V154H207V150H206ZM238 152H239V150H238ZM252 152H253V151H252ZM247 153H249V152H247ZM263 153H264V152H263ZM216 154H217V153H216ZM117 155H118V154H117ZM258 155H259V154H258ZM120 157H121V156H120ZM211 157H212V155H211ZM121 158H122V157H121ZM221 158H222V157H221ZM225 158H226V157H225ZM115 159H117V157H116ZM213 159H215V157H214ZM219 159H220V158H219ZM219 159H218V160H219ZM222 159H223V158H222ZM122 160L124 161V159H122ZM218 160H217V161H218ZM223 160H224V159H223ZM226 160H227V159H226ZM117 161H119V160H117ZM120 161H121V159H120ZM212 161H213V160H212ZM124 162H125V161H124ZM128 162H129V161H128ZM222 162H223V161H221V163H222ZM215 163H216V162H215ZM116 164H117V166L119 165V163H116ZM116 164H115V166H116ZM129 164H131V163H129ZM225 164H226V163H225ZM125 166H126V165H125ZM129 166H130V165H129ZM129 166H128V167H129ZM222 166L224 167V164H223V163H222ZM251 166H253V165L251 164ZM126 167H127V166H126ZM128 167H127V168H128ZM130 167H131V166H130ZM184 167H185V166H184ZM188 167H189V166H188ZM246 167H247V166H246ZM248 167H250V166H248ZM130 169H131V168H130ZM245 170H246V169H245ZM256 170H257V169H256ZM183 171H185V170H183ZM191 171H192V170H191ZM194 171H195V170H194ZM189 172H190V171H189ZM238 172H239V171H238ZM192 173H193V172H192ZM195 173H196V172H195ZM252 173H253V172H252ZM253 174H254V173H253ZM192 175H193V174H192ZM197 176H198V175H197ZM252 176H253V175H252ZM190 177H191V176H190ZM252 178H253V177H252ZM188 179H189V178H188ZM249 179H250V177H249ZM0 211H1V210H0ZM100 221H101V220H100ZM100 221H99V222L97 221V223H98L99 226H100V224H99ZM101 226H102V225H101ZM107 228H109L108 225H107ZM101 230H102V229H101ZM108 230H109V229H108ZM258 257H259V256H258Z\"/></svg>",
    "mask_w": 264,
    "mask_h": 264
}]
</instances>
